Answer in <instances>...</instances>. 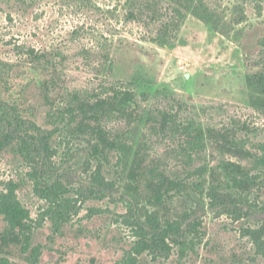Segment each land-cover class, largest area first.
<instances>
[{
	"label": "rangeland",
	"instance_id": "obj_1",
	"mask_svg": "<svg viewBox=\"0 0 264 264\" xmlns=\"http://www.w3.org/2000/svg\"><path fill=\"white\" fill-rule=\"evenodd\" d=\"M130 1L0 0V130L15 137L0 152V189L10 181L18 183L17 196L34 219L44 202L34 191L33 173L42 181L63 179L77 200L72 219L58 232L50 220L35 230L31 244L41 246L37 264H264L260 247L264 190L243 204L237 194L226 198L224 208L185 196L178 206L194 208L205 231L196 253L182 259L175 251L136 254L135 221L151 210L143 184L137 190L130 186L125 162L116 158L109 171L102 172V184H96L93 175L98 164L88 155V141L69 137L62 124L47 122L44 81H56L50 95H60L56 104H63L62 98L69 99V93L96 90L106 76L137 90L142 123L132 130V135H139L127 143L131 155L146 132L148 153L160 154L158 161L164 158L170 168L179 165V143L186 141L158 134L152 126L155 122L147 120L154 103L167 102L165 95L185 103L182 115L189 125L246 123L254 131L247 145L264 155V93L253 79L264 58V10L253 13L247 8L239 22L237 0H219L207 14L208 21L189 12L177 38L159 44L145 40L148 33L153 34V26L126 19ZM20 46L51 53L50 62L32 60L19 51ZM23 129L35 136L29 135V143L21 145L18 135H23ZM218 159L217 154L206 158L211 164ZM257 162L251 168L260 171L264 187V160ZM3 228L0 217V231ZM250 231L260 237L259 246L249 237ZM1 256L31 264L14 246L7 255L0 251Z\"/></svg>",
	"mask_w": 264,
	"mask_h": 264
},
{
	"label": "trees",
	"instance_id": "obj_2",
	"mask_svg": "<svg viewBox=\"0 0 264 264\" xmlns=\"http://www.w3.org/2000/svg\"><path fill=\"white\" fill-rule=\"evenodd\" d=\"M167 1L169 3L166 4L164 0H131L126 19L141 23L144 27L153 26V34L148 33L145 40L167 44L177 38L181 23L189 12L208 21L207 14L213 12L212 7L219 0ZM237 7V20L240 22L247 8L253 13H263L264 0H237ZM19 51L34 61L50 62L48 56L51 53L46 51L38 52L32 47L23 46L19 47ZM260 63L261 69L253 79L264 93V58L260 59ZM56 86L53 78L41 84L49 107L46 120L51 125L62 124L69 137H82L88 141V155L98 164L93 175L96 184L101 185L104 181L102 172L109 171L113 158L117 162H125L124 170L130 186L137 190L143 184L146 202L151 210L135 221L133 250L136 254L155 252L168 255L175 251L182 259L196 253L203 243L205 231L202 218L196 215L194 208L178 206V201L185 196L193 195L197 199H206L212 207L224 208L226 198L230 200L231 196L237 194L238 201L243 204L250 195L257 196L264 190L259 182L260 171L251 168L252 164H258V159L262 162L264 155H260L252 144L247 145L246 141L254 131L246 123L232 122L218 127L189 125L182 115L185 103L172 95H165L167 102L162 105L154 103L147 120L155 122L152 126H155L158 134L177 136L186 141L185 144L179 143V165L170 168L164 164V158L158 161L160 154L148 153L151 147L146 132L141 134L131 155V146L127 143H131V136L137 134L132 135V130L142 123V119L137 90L125 81L102 77L96 90L81 95L69 93V99L62 98L63 104H56L60 95L51 98L50 92ZM6 122L15 124L9 119ZM22 133L18 135L21 145L29 143V135L35 136L31 135L34 133L27 135L24 129ZM14 140V136L0 130V152ZM214 154L219 155L220 159L214 164L207 162L206 158ZM185 156L188 159L184 161ZM195 161L199 164L194 165ZM33 174L34 191L44 202L43 210L36 219L31 217L30 210L18 198V183L10 181L0 189V217L4 223L0 231V251L7 255L12 246L17 247L26 254L31 264H37L41 246L31 244L35 230L45 220H50L53 230L58 232L62 225L72 219L77 200L71 197L70 186L63 179L42 181L37 172ZM248 234L259 246L260 237L253 231ZM260 247L264 253V241H260ZM0 264L17 263L1 256Z\"/></svg>",
	"mask_w": 264,
	"mask_h": 264
}]
</instances>
